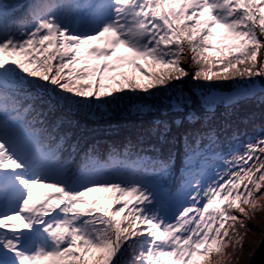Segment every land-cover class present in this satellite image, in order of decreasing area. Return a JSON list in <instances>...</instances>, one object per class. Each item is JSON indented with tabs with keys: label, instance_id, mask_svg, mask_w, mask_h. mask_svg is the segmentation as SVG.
Wrapping results in <instances>:
<instances>
[{
	"label": "snow or ice",
	"instance_id": "1",
	"mask_svg": "<svg viewBox=\"0 0 264 264\" xmlns=\"http://www.w3.org/2000/svg\"><path fill=\"white\" fill-rule=\"evenodd\" d=\"M15 7L0 0V264H121L128 252L129 264H211L239 219L233 210L257 207L264 126L234 134L222 167L173 210L161 196L165 161L88 153L72 170L23 100L59 103L46 85L90 103L152 96L189 76L185 64L197 80L264 77V0H32L19 18ZM121 45L134 55H114ZM36 185L56 192L35 196ZM96 191L106 195L89 199Z\"/></svg>",
	"mask_w": 264,
	"mask_h": 264
},
{
	"label": "trees",
	"instance_id": "2",
	"mask_svg": "<svg viewBox=\"0 0 264 264\" xmlns=\"http://www.w3.org/2000/svg\"><path fill=\"white\" fill-rule=\"evenodd\" d=\"M3 2L15 5L12 11L19 18L26 10L25 6L32 0ZM6 55V58H11L7 53ZM213 55L220 56L222 53ZM184 67L189 70L190 75L175 82L170 88L154 92L152 96L127 97L121 94L120 99L110 103L103 102L104 98L90 103L88 98L81 99L46 85L47 92L59 103H49L51 98L48 94L42 98L33 96L24 99L25 107L32 105L26 119L35 121L36 127L44 129L46 140L50 136L54 138L51 143L62 145V158L72 170L84 162L88 153L107 159L114 151H130L133 156L165 161L169 167L163 172L161 179L163 200L173 210L188 206L185 203L194 187L192 184L195 180H204L202 175H206L204 171L191 172L192 166L188 157L192 141L199 139V150L204 151L200 156L206 154L205 148L208 144L217 145L221 150L219 153H225L233 143L234 134L257 132L264 126V95L254 94L228 104L220 103L214 109L199 107V95L222 92L231 96L238 92L236 90L239 85L262 81L264 78L197 80L192 78L195 66L185 64ZM219 67L217 65L216 70ZM181 90L191 98V104L180 103L179 98H176ZM140 106H143L142 110H138ZM179 106L185 112L182 116V109L176 110ZM210 112L212 114L208 116ZM177 118L181 120L175 122ZM162 120H167L168 125L161 123ZM164 125H167L166 131ZM255 224L241 233L242 247L237 245L230 248V251L235 249L233 255L224 259L215 258L213 264H233V261L247 264L248 255L257 247L264 232V217H256ZM120 259L121 264H129L132 253H126Z\"/></svg>",
	"mask_w": 264,
	"mask_h": 264
},
{
	"label": "rangeland",
	"instance_id": "3",
	"mask_svg": "<svg viewBox=\"0 0 264 264\" xmlns=\"http://www.w3.org/2000/svg\"><path fill=\"white\" fill-rule=\"evenodd\" d=\"M3 1L9 2V0H2V2ZM215 30L217 31L218 34H223L224 32L227 31L223 27V25H217ZM217 41L219 42V36L217 37ZM233 42H235V41H233V40L223 41L224 44H230V43H233ZM97 43L103 45L104 41H101V40L92 41V44H97ZM88 46L89 45L86 43L82 47V51H83V48H86ZM213 53L219 54V53L214 52V51H213ZM121 54L134 55L133 53H131V51L128 48H126V47H124L122 45L117 48L116 53L114 55H121ZM3 55H5V57L7 56L6 53H3ZM261 55H263V58H264V50H262ZM140 63L145 64V66L147 67L149 62L145 61L143 58H141L140 59ZM257 66L259 67V63H258ZM123 70L132 72L133 68H132L131 65H126V67ZM136 74L138 76L140 75L139 72H136ZM240 87H242V88H240ZM237 88H239L238 90H236L238 92L232 93L231 96H228L227 93H222V92H211V93H206V94H200L199 95V99L197 101L198 104H199V107L203 106V108L214 109L217 104H220V103L228 104V103H231L232 101L239 100L240 98H244V97L249 96V95H254L255 94V95H258V96H263L264 95V79L262 81L256 80L254 82H248L247 84L239 85ZM232 95L233 96L235 95L234 98H231ZM176 98H179V102L180 103L181 102L182 103L186 102V104H191L192 103L191 102L192 101L191 98L185 92H183L182 90H181V92L178 91V93L176 95ZM181 109H182L181 106H179V107H177L176 110H181ZM184 113L185 112L182 109L181 110V116ZM210 114H212V113L211 112L208 113V116H210ZM179 120H181V119L177 118V119H175V122H179ZM161 123H165V124L168 125L169 122L167 120H162ZM161 123H159V124H161ZM230 147H228V149L225 150L227 152L219 153V152H221V150H220V148L218 149L217 145L211 146L210 144H208L206 146V148H205L206 154L203 155V156L195 157L191 161V166H192L191 172L204 171L206 173V175L203 174L202 177H204V180H206L209 176H212L213 173L216 170H218V169H220L222 167V162L220 160V157H221L222 154H227L229 149H230ZM199 151H200L201 155L204 153L203 150H199ZM194 183L192 185H194ZM49 192L55 193L56 189H54V188L48 189L46 186H42V185H36L34 187V189H33L34 195L35 196H40V197H42L45 193H49ZM162 192H163V189H162ZM104 195H106V193L103 192V191H96V192H92V193L88 194L89 199H93V198H96V197H102ZM257 195H258V197H260V199H258L256 201L257 207L255 209H253L252 204H247L246 203V204H242V206L246 209L245 213H240L238 209H236L234 211L235 214L239 217V219L237 221H235V222H229L230 224H232V227L228 228L229 237H225L224 238L225 244L223 245V248H222L221 252H219V253L213 252L211 254V264H213L215 262V261H213V259H215V258L224 259V258L229 257L230 255H233L235 249H231V251H230V248H233L234 246H237L238 242L241 244V242L243 240V237L242 236L240 237L241 233L244 230H246L247 228L251 229L252 228V224H254V226L256 225L255 224L256 223V217H259V218H263L264 217V188H262L261 192L258 193ZM186 201L187 202L185 204L188 205L189 204L188 197H187ZM133 203H135V201H133ZM120 206L121 205H115V207H120ZM190 215H192V214H190ZM240 221H244L245 224H246V227L238 228V226L240 224ZM226 227H227V225H226ZM237 229H238V233L239 234L235 235L234 231L237 230ZM247 233H248V235L250 234V232H247ZM241 238H242V240H241ZM261 238H262V236H261ZM244 240H245V237H244ZM260 241H261V239H260ZM260 241H259V243H260ZM254 250L251 251V253L248 255L249 258H248L247 264L249 263L250 257L252 255V253L254 252ZM233 264H237V262L233 261Z\"/></svg>",
	"mask_w": 264,
	"mask_h": 264
},
{
	"label": "water",
	"instance_id": "4",
	"mask_svg": "<svg viewBox=\"0 0 264 264\" xmlns=\"http://www.w3.org/2000/svg\"><path fill=\"white\" fill-rule=\"evenodd\" d=\"M248 264H264V233L259 245L252 253Z\"/></svg>",
	"mask_w": 264,
	"mask_h": 264
}]
</instances>
